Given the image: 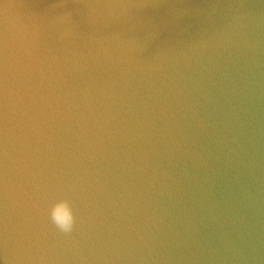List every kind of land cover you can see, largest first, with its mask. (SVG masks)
I'll use <instances>...</instances> for the list:
<instances>
[{"label":"water","instance_id":"water-1","mask_svg":"<svg viewBox=\"0 0 264 264\" xmlns=\"http://www.w3.org/2000/svg\"><path fill=\"white\" fill-rule=\"evenodd\" d=\"M0 264H264V0H0Z\"/></svg>","mask_w":264,"mask_h":264},{"label":"clouds","instance_id":"clouds-1","mask_svg":"<svg viewBox=\"0 0 264 264\" xmlns=\"http://www.w3.org/2000/svg\"><path fill=\"white\" fill-rule=\"evenodd\" d=\"M52 223L65 234L71 233L77 223L75 214L71 211L67 201L58 202L51 213Z\"/></svg>","mask_w":264,"mask_h":264}]
</instances>
